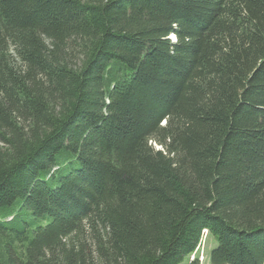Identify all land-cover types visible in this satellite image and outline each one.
Segmentation results:
<instances>
[{"label": "trees", "instance_id": "obj_1", "mask_svg": "<svg viewBox=\"0 0 264 264\" xmlns=\"http://www.w3.org/2000/svg\"><path fill=\"white\" fill-rule=\"evenodd\" d=\"M203 230L264 264V0H0V264H180Z\"/></svg>", "mask_w": 264, "mask_h": 264}, {"label": "rangeland", "instance_id": "obj_2", "mask_svg": "<svg viewBox=\"0 0 264 264\" xmlns=\"http://www.w3.org/2000/svg\"><path fill=\"white\" fill-rule=\"evenodd\" d=\"M173 39L174 36L170 35ZM174 40V39H173ZM156 149H160V146L156 143H152ZM216 245V240L208 235V232H202L201 240L195 249L188 257H185L180 264H210L209 255L211 249Z\"/></svg>", "mask_w": 264, "mask_h": 264}, {"label": "bare ground", "instance_id": "obj_3", "mask_svg": "<svg viewBox=\"0 0 264 264\" xmlns=\"http://www.w3.org/2000/svg\"><path fill=\"white\" fill-rule=\"evenodd\" d=\"M174 39V38H173ZM207 230H204V232H206Z\"/></svg>", "mask_w": 264, "mask_h": 264}]
</instances>
